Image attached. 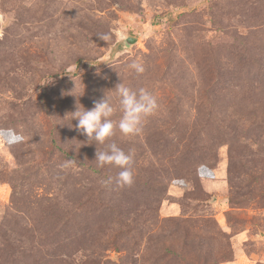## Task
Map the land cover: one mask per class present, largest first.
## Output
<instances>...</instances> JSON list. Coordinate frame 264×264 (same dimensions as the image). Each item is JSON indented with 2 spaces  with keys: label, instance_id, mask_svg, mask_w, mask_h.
<instances>
[{
  "label": "rangeland",
  "instance_id": "374dc122",
  "mask_svg": "<svg viewBox=\"0 0 264 264\" xmlns=\"http://www.w3.org/2000/svg\"><path fill=\"white\" fill-rule=\"evenodd\" d=\"M121 82L158 109L84 143ZM0 264H264V0H0Z\"/></svg>",
  "mask_w": 264,
  "mask_h": 264
},
{
  "label": "clouds",
  "instance_id": "9594fccd",
  "mask_svg": "<svg viewBox=\"0 0 264 264\" xmlns=\"http://www.w3.org/2000/svg\"><path fill=\"white\" fill-rule=\"evenodd\" d=\"M99 37L104 41L110 38L109 34H102ZM128 67L138 74L145 71L144 65L136 60H133ZM114 91L122 113L118 121L112 119L116 108L107 94L105 98L96 101L92 109L85 110L82 106H77V110L71 113L70 119L78 121L75 127L87 137L84 143L91 144L89 141H95V144H105L114 136L117 128L126 137L139 135L143 131L145 118L159 107L155 95L146 88L133 90L121 82L115 86ZM22 140L23 136L15 133V141L22 142ZM94 161L97 167L113 165L119 169L115 177L110 176L102 181L104 185L114 182L123 187L133 183V154L126 153L117 143H107L104 150H97ZM72 163L74 161H67L62 167H68Z\"/></svg>",
  "mask_w": 264,
  "mask_h": 264
},
{
  "label": "water",
  "instance_id": "95a60500",
  "mask_svg": "<svg viewBox=\"0 0 264 264\" xmlns=\"http://www.w3.org/2000/svg\"><path fill=\"white\" fill-rule=\"evenodd\" d=\"M127 41H128L129 43H131V41H130L129 39H128Z\"/></svg>",
  "mask_w": 264,
  "mask_h": 264
}]
</instances>
